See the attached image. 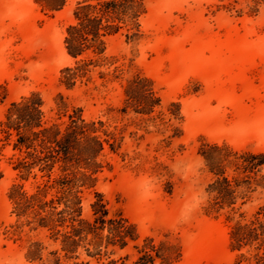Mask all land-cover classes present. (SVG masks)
<instances>
[{"label": "rangeland", "instance_id": "rangeland-1", "mask_svg": "<svg viewBox=\"0 0 264 264\" xmlns=\"http://www.w3.org/2000/svg\"><path fill=\"white\" fill-rule=\"evenodd\" d=\"M76 1L45 16L32 0H0V120L8 104L37 92L49 116H56L61 94L85 118L122 128V148L107 156L112 169L96 186L111 211L120 209L141 238L167 235L178 243L176 264L231 263L223 215H205L209 176L197 151L205 141L264 154V4L252 13L247 0H145L142 38L109 41L123 79L135 73L150 79L164 111L179 104L182 136L162 147L169 132L151 124L144 130L132 114L108 112L121 105L119 81L72 90L59 84L60 70L72 63L63 36ZM10 155L7 148L0 157V264H38L4 234L14 221L7 199L16 181ZM256 198L242 212L252 213Z\"/></svg>", "mask_w": 264, "mask_h": 264}, {"label": "trees", "instance_id": "trees-1", "mask_svg": "<svg viewBox=\"0 0 264 264\" xmlns=\"http://www.w3.org/2000/svg\"><path fill=\"white\" fill-rule=\"evenodd\" d=\"M247 1L252 13L264 4V0ZM32 2L45 16L67 4V0ZM146 13L145 0H77L63 36L72 63L60 70L59 84L72 90L97 80L101 87L119 81L121 105L108 112L132 114L144 130L151 124L161 133L169 132L162 140V147H168L182 136L179 104L169 103L164 111L153 82L139 73L123 79L117 60L108 54L109 41L115 37L123 36L127 42L142 38L141 19ZM55 102L52 117L40 94L32 92L8 104L0 120V157L10 149L8 159L16 176L7 191L14 221L4 234L19 242L25 260L32 263H178L182 257L178 243L167 235L141 238L137 226L120 209L111 211L96 191L100 175L112 169L107 156L118 155L122 148V128L85 118L81 108L67 107L61 94ZM197 154L209 176L205 215L224 217L233 254L228 264H264V154L205 141ZM254 195L255 209L242 212Z\"/></svg>", "mask_w": 264, "mask_h": 264}]
</instances>
